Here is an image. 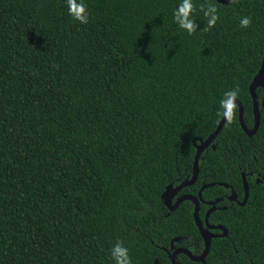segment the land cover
<instances>
[{"label": "trees", "instance_id": "16d2710c", "mask_svg": "<svg viewBox=\"0 0 264 264\" xmlns=\"http://www.w3.org/2000/svg\"><path fill=\"white\" fill-rule=\"evenodd\" d=\"M80 24L66 0H0V264L169 263L164 248H204L194 204L169 211L161 194L190 179L196 149L219 125L225 92L237 91L254 125L249 85L264 57V0H193L197 30L177 27L179 0H85ZM215 6L209 28L202 9ZM250 17L242 28L240 20ZM264 98V88H256ZM252 136L233 104L180 194L221 198L208 218L225 236L204 263L264 264V107ZM198 144V141L196 142ZM242 173L248 184L243 206ZM261 179V182H256ZM219 183L228 185L221 186ZM213 233H221L212 230Z\"/></svg>", "mask_w": 264, "mask_h": 264}, {"label": "water", "instance_id": "95a60500", "mask_svg": "<svg viewBox=\"0 0 264 264\" xmlns=\"http://www.w3.org/2000/svg\"><path fill=\"white\" fill-rule=\"evenodd\" d=\"M216 1L221 4L228 5L232 3L234 0H216ZM256 88H264V57L262 60L261 68L259 69L258 73L255 75V77L251 81L249 88H248L249 93L252 97V106H253V115H254V125L251 129L246 128V126L244 125L243 108L241 104L237 100H235L234 102V104L238 106L240 126L243 129L244 133L249 137L256 133L259 127V123H260L259 101L255 93ZM260 104L262 107H264V100H262ZM228 112H229L228 109H224L223 117L219 125L217 126L215 131L211 133L205 140L201 138H194L192 140V143L196 149V152L194 156L192 174H191L190 179H185L182 182L178 183L177 185L169 184L168 186H166L163 193L161 194V200L163 204L171 212L174 211L183 201L189 200L194 204V211H193L194 223L196 227L198 228V231L204 243V248H203L202 253L198 256H194L188 249H185L182 247L176 248L174 246V243L179 242L180 238H173L170 241L169 249L164 248V251H166L169 256L170 264H177L176 257L178 256V254L186 255L191 261L204 263L205 258L209 252L211 240L215 237L225 236L227 233V230L225 229L224 226L222 225L214 226L208 223V217L214 210L224 209V208L217 207V203L222 200L221 198L216 199L214 201L206 202L207 205L210 206V208L205 213L203 220L200 219L199 214H198L199 213V203L202 201V198H201L202 191L205 188L215 186L214 183L203 185L200 188L197 196H192L189 194H181V195H178V194L181 192L183 188L187 186H191L196 182L198 171H199L198 162L200 159V155L210 145L212 149H215V146L212 145V142L214 141L218 133L223 128L224 123L228 117ZM197 141H198V144L196 143ZM241 176H242V183H243V199L241 201H238L237 195L234 193V191H231L230 195L227 198L230 201L235 200L237 201L238 205L243 206L248 198V184H247L244 173H242ZM257 182H261V180L257 179ZM219 185L228 187V185L223 184V183H219ZM212 230H219L221 233L216 234V233H213ZM153 264H163V263H160L157 259H155Z\"/></svg>", "mask_w": 264, "mask_h": 264}, {"label": "clouds", "instance_id": "9594fccd", "mask_svg": "<svg viewBox=\"0 0 264 264\" xmlns=\"http://www.w3.org/2000/svg\"><path fill=\"white\" fill-rule=\"evenodd\" d=\"M68 13L80 24L88 23L89 16L85 0H66ZM207 18L208 27H214L219 19L218 10L215 6H208L202 9ZM194 3L193 0H179L177 7L173 10V20L177 27L189 34L197 30L198 24L193 19ZM242 28H247L251 24L250 17H243L240 20ZM237 91H228L224 93L221 100V107L230 110L236 100ZM113 264H131L128 249L122 243H116L110 250Z\"/></svg>", "mask_w": 264, "mask_h": 264}, {"label": "flooded vegetation", "instance_id": "af4514ba", "mask_svg": "<svg viewBox=\"0 0 264 264\" xmlns=\"http://www.w3.org/2000/svg\"><path fill=\"white\" fill-rule=\"evenodd\" d=\"M262 100H264V98H261L260 100L258 99V101H259V106H261L260 103H261ZM260 180H261V179H260ZM261 181H262V180H261ZM256 182H257V179H256ZM178 195H181V194L179 193ZM229 195H230V194H228V195L226 196V198H227ZM236 195H237V194H236ZM227 200H228V198H227ZM237 200H238V201H241V200L238 199V197H237ZM228 201H229L231 204H232V203H236V204H237V201H235V200H234V201H230V200H228ZM206 205H207V204H206ZM218 208H219V207H218ZM223 208H225V207H223ZM207 210H208V209H207ZM207 210H206V212H207ZM216 210H217V209H216ZM214 211H215V210H214ZM206 212H205V213H206ZM204 215H205V214H204ZM208 218H209V217H208ZM203 219H204V216H203ZM211 225H212V224H211ZM214 226H216V225H214ZM216 234H218V233H216ZM176 248H179V247H176ZM165 252H166V251H165ZM166 254H167V252H166ZM178 255H181V254H178ZM183 255H184V254H183ZM185 256H186V255H185ZM197 256H198V255H197ZM167 257H168V259H169L168 254H167ZM176 258H177V257H176ZM163 264H170V262H169V263H163Z\"/></svg>", "mask_w": 264, "mask_h": 264}]
</instances>
